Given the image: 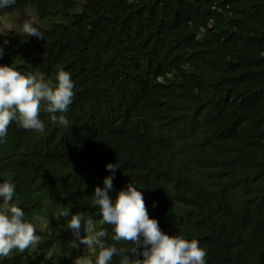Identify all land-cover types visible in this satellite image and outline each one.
Here are the masks:
<instances>
[{
	"label": "trees",
	"instance_id": "obj_1",
	"mask_svg": "<svg viewBox=\"0 0 264 264\" xmlns=\"http://www.w3.org/2000/svg\"><path fill=\"white\" fill-rule=\"evenodd\" d=\"M21 10L43 39L0 32V65L53 84L67 71L75 95L68 127L42 105L43 132L13 121L0 140V183L15 185L11 203L27 221L47 219L49 236L0 264L95 261L55 216L69 209L99 230L93 193L109 176L113 200L138 187L149 217L196 239L206 264H264V0H16L0 9ZM108 163H118L114 174Z\"/></svg>",
	"mask_w": 264,
	"mask_h": 264
},
{
	"label": "clouds",
	"instance_id": "obj_2",
	"mask_svg": "<svg viewBox=\"0 0 264 264\" xmlns=\"http://www.w3.org/2000/svg\"><path fill=\"white\" fill-rule=\"evenodd\" d=\"M16 0H0V9L11 7ZM23 34L43 39V33L29 20L24 22ZM6 42V41H5ZM0 47V56L3 55ZM58 83L53 84L44 76L22 73L11 65H0V140L8 134L9 125L16 121L25 130L43 132L44 122L40 119L41 107L49 114L50 121L63 127L69 126L65 113L74 99V83L69 72L57 73ZM117 164L108 163L106 168L115 173ZM113 188V177L104 179V187L94 190V206H98L101 227L95 230L94 221L88 218L82 223V214L70 215L62 210L55 218L63 217L72 230L75 241L83 244L95 255L77 257L74 264H110L114 257H121L119 264H206V250L196 239L191 241L179 235L163 232L155 218H150L142 191L129 183L121 189L115 199L109 195ZM15 185L9 181L0 183V258L9 257L13 250L24 253L42 242L36 226L25 219L21 207L11 203ZM155 206V205H154ZM110 225L112 234L109 243ZM83 226L85 235L81 236ZM128 244V247H124ZM79 245L76 244V247ZM142 257V258H141Z\"/></svg>",
	"mask_w": 264,
	"mask_h": 264
},
{
	"label": "rangeland",
	"instance_id": "obj_3",
	"mask_svg": "<svg viewBox=\"0 0 264 264\" xmlns=\"http://www.w3.org/2000/svg\"><path fill=\"white\" fill-rule=\"evenodd\" d=\"M35 19L36 18L32 12L25 11V10H21L19 12H13V13H3L0 11V32L1 33H12L14 31L22 32L24 22L29 21V20L35 22L36 21ZM70 218H71V215H69L68 219ZM64 220L65 219H62V220L60 219L59 223L63 224ZM46 222H47V219L42 216L33 217L32 222H31L36 226L37 234L42 236L43 238L42 242H47L48 241L47 239H49V236L45 233ZM41 243H39L37 246H34L32 248H34L35 251L37 250L38 247L40 249L39 245ZM32 248H30L29 250H31Z\"/></svg>",
	"mask_w": 264,
	"mask_h": 264
}]
</instances>
